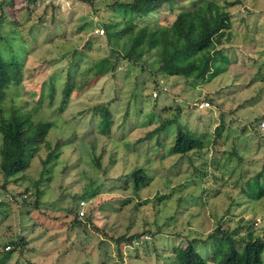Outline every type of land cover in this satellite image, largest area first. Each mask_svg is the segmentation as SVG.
I'll return each mask as SVG.
<instances>
[{"label": "rangeland", "instance_id": "obj_1", "mask_svg": "<svg viewBox=\"0 0 264 264\" xmlns=\"http://www.w3.org/2000/svg\"><path fill=\"white\" fill-rule=\"evenodd\" d=\"M128 1L0 0V58L22 79L0 108L49 124L25 168L0 172V264H174L186 244L214 264L216 226L264 243V0L228 8L224 69L205 82L162 75L156 50L122 60L103 27H169L197 0L146 17L108 8ZM177 129L199 148L171 155Z\"/></svg>", "mask_w": 264, "mask_h": 264}, {"label": "trees", "instance_id": "obj_2", "mask_svg": "<svg viewBox=\"0 0 264 264\" xmlns=\"http://www.w3.org/2000/svg\"><path fill=\"white\" fill-rule=\"evenodd\" d=\"M170 1L181 0H130L124 3L113 2L108 8L131 18L146 17ZM238 3V0L224 1L223 4L213 0H197L196 5L179 12L169 27L135 26L130 19L108 21L103 24L105 40L116 46L120 41L126 46L122 50L121 59L130 64L135 65L145 54L156 50L154 52L159 59L157 70L162 75L205 82L223 72L224 57L215 51V47L221 46L224 38L228 40V8ZM219 60L222 63L217 66L216 62ZM101 70L98 69L100 74L103 73ZM21 80L19 66L15 62H4L0 58V104L6 98L7 91L18 86ZM69 92L70 86L67 85L62 91V102H65ZM52 93L53 89L50 87V99ZM100 117L106 122L107 111L101 109ZM48 127V122H32L28 113L17 112L14 105L9 111L0 108V172L4 180L25 168L35 147L43 141ZM199 146V139L192 133L177 129L169 153L185 155L197 150ZM131 177L135 182L143 180L139 170ZM255 179L258 180V176ZM235 236L236 234L223 231L220 226L214 228L211 235L213 260H216L214 264H264L261 259L264 243L260 239L249 238L250 235H247L245 240H238L234 239ZM115 242L119 243L120 239H115ZM7 247L4 252L9 254L10 246ZM172 261L174 264H206L191 244L175 249Z\"/></svg>", "mask_w": 264, "mask_h": 264}, {"label": "built area", "instance_id": "obj_3", "mask_svg": "<svg viewBox=\"0 0 264 264\" xmlns=\"http://www.w3.org/2000/svg\"><path fill=\"white\" fill-rule=\"evenodd\" d=\"M99 34L101 35L102 34V31H100L99 32ZM162 90H164V88H162ZM156 95H155V93L153 94V97H155ZM208 106V104L206 103V102H203V103H200L199 104V109H202V108H206ZM258 127H259V129L260 130H262V131H264V122H261L259 125H258ZM82 203H80L79 205H81ZM78 215L79 216H82L83 215V212L82 211H79L78 212ZM258 222V219H256L255 220V223L254 224H256ZM7 249H8V247H7ZM6 249V250H7Z\"/></svg>", "mask_w": 264, "mask_h": 264}, {"label": "crops", "instance_id": "obj_4", "mask_svg": "<svg viewBox=\"0 0 264 264\" xmlns=\"http://www.w3.org/2000/svg\"><path fill=\"white\" fill-rule=\"evenodd\" d=\"M259 221V220H258Z\"/></svg>", "mask_w": 264, "mask_h": 264}]
</instances>
